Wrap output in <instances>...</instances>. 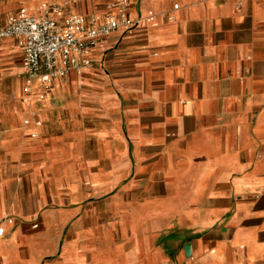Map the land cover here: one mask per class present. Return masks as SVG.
Segmentation results:
<instances>
[{
    "label": "crops",
    "instance_id": "crops-1",
    "mask_svg": "<svg viewBox=\"0 0 264 264\" xmlns=\"http://www.w3.org/2000/svg\"><path fill=\"white\" fill-rule=\"evenodd\" d=\"M130 1L44 98L0 41V264H264V0Z\"/></svg>",
    "mask_w": 264,
    "mask_h": 264
},
{
    "label": "built area",
    "instance_id": "built-area-1",
    "mask_svg": "<svg viewBox=\"0 0 264 264\" xmlns=\"http://www.w3.org/2000/svg\"><path fill=\"white\" fill-rule=\"evenodd\" d=\"M70 1L64 0L62 4L44 2L38 15L23 7L0 22V41L16 38L23 47V66L28 76L25 91L28 94H31L36 79L40 98L49 95L54 84L67 78L70 72L79 73L91 66V54L100 41L119 28L132 29L138 25L131 17L130 0L109 4L110 12H116L104 20H101L102 16L67 12ZM242 5L243 0H238L237 6L241 8ZM2 231L0 229V233Z\"/></svg>",
    "mask_w": 264,
    "mask_h": 264
},
{
    "label": "rangeland",
    "instance_id": "rangeland-1",
    "mask_svg": "<svg viewBox=\"0 0 264 264\" xmlns=\"http://www.w3.org/2000/svg\"><path fill=\"white\" fill-rule=\"evenodd\" d=\"M29 11V10H28ZM110 11H112V9H108V11L101 17V20H104V19H106L107 18V16L109 15V14H111V13H114V12H116V11H113V12H110ZM30 12V11H29ZM42 11H41V9L37 12V13H34V14H36V15H38V14H40ZM31 13V12H30ZM34 92V91H33ZM32 95V94H31ZM35 95H37V94H35Z\"/></svg>",
    "mask_w": 264,
    "mask_h": 264
}]
</instances>
